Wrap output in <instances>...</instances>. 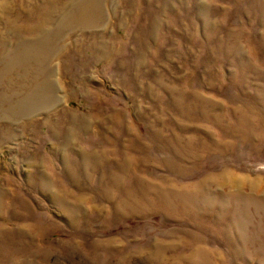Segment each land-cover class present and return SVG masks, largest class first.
I'll use <instances>...</instances> for the list:
<instances>
[{
  "label": "rangeland",
  "instance_id": "rangeland-1",
  "mask_svg": "<svg viewBox=\"0 0 264 264\" xmlns=\"http://www.w3.org/2000/svg\"><path fill=\"white\" fill-rule=\"evenodd\" d=\"M0 264H264V0H0Z\"/></svg>",
  "mask_w": 264,
  "mask_h": 264
}]
</instances>
